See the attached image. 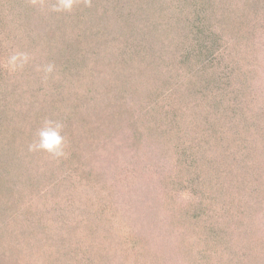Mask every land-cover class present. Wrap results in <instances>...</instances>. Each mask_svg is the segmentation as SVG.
<instances>
[{"label": "trees", "instance_id": "trees-1", "mask_svg": "<svg viewBox=\"0 0 264 264\" xmlns=\"http://www.w3.org/2000/svg\"><path fill=\"white\" fill-rule=\"evenodd\" d=\"M56 3L0 0V264H264V0Z\"/></svg>", "mask_w": 264, "mask_h": 264}, {"label": "clouds", "instance_id": "clouds-1", "mask_svg": "<svg viewBox=\"0 0 264 264\" xmlns=\"http://www.w3.org/2000/svg\"><path fill=\"white\" fill-rule=\"evenodd\" d=\"M77 0H57L53 10L56 12H70ZM28 61V56L23 53H16L9 57L8 67L11 71L23 67ZM45 72L51 73L53 66L48 65ZM64 124L58 120L45 119L42 126L37 130L35 139L28 145L30 152L43 151L55 159L66 158L67 141L63 134Z\"/></svg>", "mask_w": 264, "mask_h": 264}, {"label": "rangeland", "instance_id": "rangeland-1", "mask_svg": "<svg viewBox=\"0 0 264 264\" xmlns=\"http://www.w3.org/2000/svg\"><path fill=\"white\" fill-rule=\"evenodd\" d=\"M55 164V163H54ZM42 170L39 172V174H40V177L42 178V179H44L46 176H50V175H46V174H48L49 172L46 170V168L45 167H40ZM54 168H55V166H54ZM25 171V170H24ZM51 175H55V177H56V175L57 174H54L53 172L52 173H50ZM19 175V174H18ZM46 175V176H45ZM14 176V175H13ZM30 176V174H29V172L28 171H25V172H22V175L20 176L19 175V179H18V183H19V186H20V188L22 187V189H23V191L24 192H26L27 193V185H28V183H29V181H30V179H28V177ZM54 181V178L53 177H50V178H47L46 179V181H44L43 183H44V185L45 184H50V183H52ZM110 183H111V180L109 181ZM109 183V184H110ZM113 183V182H112ZM39 184H36V186H38ZM32 188L34 189V187L32 186ZM58 188H60V186L58 187ZM46 188H44V189H42L43 191L45 190ZM103 189V188H102ZM41 190V191H42ZM104 190H106V193H108L109 191H108V187H104ZM112 192V191H111ZM116 193H114V194H112V195H115ZM136 196L138 195V197H142V199H148V202H149V204H152L153 203V205H156V203H158L159 202V204L160 203H163V202H161L159 199H161L162 198V191H161V189H159L158 191H157V194H155V197H153L152 195H148L147 196V198H146V195L145 196H143L144 195V193L143 194H141V195H139V194H135ZM105 196V195H104ZM128 196V195H127ZM102 198H103V195L101 196ZM116 200H120L119 198H116L115 196H113ZM130 199H133L134 201H136V204L137 203H140L141 201H139L138 200V198H137V200H136V198L133 196V195H130ZM38 202H40V201H38ZM132 202V201H131ZM141 204V203H140ZM128 205V204H127ZM144 207H145V204H142ZM142 205H135V207L143 214V212L145 213V211H148L146 214H150L149 215V220H151L152 221V223H155L154 225L157 227V225L159 226V228H163L164 226H166V224H167V221L162 217V216H154L153 214H154V212L150 209H148V210H146V208H142L143 206ZM137 210V211H138ZM163 212H165V208H163V210H162ZM153 212V213H152ZM164 217H166V219L168 218V216H164ZM169 218H170V224H172L173 225V222H172V220H171V217L169 216ZM134 223H135V221H134ZM135 225H136V223H135ZM42 228V227H41ZM40 228V229H41ZM155 229H157V228H153V230H155ZM45 235V234H44ZM47 235H48V231H47ZM22 241H24V240H22ZM164 241V240H163ZM162 245L163 246H161V243H159V245H157V247L156 248H158V249H160V251H161V258L162 259H165L166 258V260H167V262H168V264H172V263H174V262H176L177 264H180L181 263V261L175 256V255H173L174 253L173 252H171V251H167V249L165 248V245H164V243H162ZM151 248L153 249V250H155V247L153 246V244L151 243ZM23 251H24V249H23ZM171 252V253H170ZM23 254V253H22ZM173 255V256H172ZM115 260V258H111V262L110 263H112L113 261ZM113 264H115V261L113 262Z\"/></svg>", "mask_w": 264, "mask_h": 264}]
</instances>
